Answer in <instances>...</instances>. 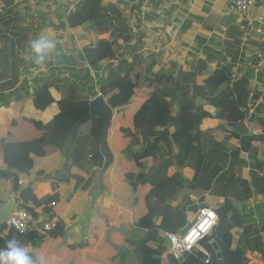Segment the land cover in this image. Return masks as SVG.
I'll return each instance as SVG.
<instances>
[{
	"label": "trees",
	"instance_id": "16d2710c",
	"mask_svg": "<svg viewBox=\"0 0 264 264\" xmlns=\"http://www.w3.org/2000/svg\"><path fill=\"white\" fill-rule=\"evenodd\" d=\"M65 18L64 26L70 29L90 24L99 35L109 36L82 48L80 59L87 68L80 70V75L72 74L73 77L56 80L62 94L57 102L60 117H53L47 124L22 119L32 124L40 137L4 144L1 147L2 159L17 158L16 171L28 174L34 164L31 154L37 158L45 157L71 145L69 129L89 113V103L98 93L111 109L121 112L138 95L140 85L147 83L146 87L151 88L152 92L147 94L145 102L134 113L131 128H119L130 140L124 153L137 169L136 173H127L125 180L134 190L138 185L147 186V213L135 224V228L142 231V236L136 242L131 238L126 239L134 246L119 251L118 264H124L127 258H133L136 264H219L217 252L223 264H248L247 253L257 254L264 264V212L254 218L253 213L243 215L234 205V202L246 203L254 193L264 199V146L260 158L256 156L258 150L252 146L254 142L264 145V101L257 103L264 97V80L259 76L263 81L261 88H251L253 70L236 76L232 63L227 62L212 44H205V39L201 37H198V45L204 59H194L188 72H175L173 69L153 73L154 65H150L143 75H133V69L126 68L124 61L113 66L115 48L120 42L131 45L137 29L122 19L116 7L104 6L101 0H81ZM138 47H129V54L136 52ZM4 60H7L6 56L0 60V78L10 75L14 80L9 85H3L2 88L6 89L15 85L18 68L16 64L8 67ZM212 61H217L216 67L205 75ZM251 63L256 64L255 56ZM121 66L125 69L123 75ZM90 71L94 73L93 85L78 87V80H88ZM49 88L48 83H43L34 91L36 109L42 110L52 102ZM201 100L215 110L213 116L203 110ZM250 101L251 106H248ZM210 117L218 120L216 134L222 135L221 142L206 141L207 136L199 131L202 120ZM243 123H247L251 130L246 136L227 129ZM252 123H256L259 133H253L255 129H251ZM102 125L103 116L96 112L80 126L71 147V166L80 167L81 162H86L88 154H91L90 167L98 163L102 157L99 152ZM170 129L173 131L169 135L163 131ZM231 139L238 144L228 148ZM90 141L96 144L90 150L92 153L87 149ZM243 155H248L249 162ZM146 158L148 164L155 168L149 178L144 162ZM174 166L190 168L193 177L186 180L177 172L168 176V170ZM244 168L249 169L248 180L241 175ZM9 179L17 182L15 175L0 171V180ZM202 194L219 199L215 209L218 223L201 241L208 258L197 253L185 255L181 260L175 259L165 253L163 235L188 227L187 214L196 212L199 207L193 205L192 198L202 203ZM20 196L23 202L19 205L34 218H37V213L29 207V203L40 207L55 203L58 199L56 195H48L38 200L32 194L31 187L23 189ZM175 202L177 204L172 206ZM208 205L203 204L205 207L212 206ZM235 229L240 231L236 243L232 235ZM4 230L8 231L0 238V250L5 254L19 247L37 249L45 239V235L32 231L19 234L5 225L2 232ZM63 232L64 226L58 222L47 235L56 238L62 236ZM152 245H156V248H151ZM87 246L83 242L72 244L69 248L76 250ZM33 257L27 255L26 262L33 261Z\"/></svg>",
	"mask_w": 264,
	"mask_h": 264
},
{
	"label": "crops",
	"instance_id": "0c3cea01",
	"mask_svg": "<svg viewBox=\"0 0 264 264\" xmlns=\"http://www.w3.org/2000/svg\"><path fill=\"white\" fill-rule=\"evenodd\" d=\"M80 1L0 0L4 7L0 17V60L6 56L7 60L3 63L7 61L8 67L16 64L18 68L17 81L13 87L2 88L3 85H9L14 81L12 76L6 75L0 78V171L15 175L17 179V182L11 179L0 180V200L4 202L14 197L16 204L19 205L23 202L20 192L26 187H31L32 194L38 200L48 195H56L58 199L54 206L50 204L34 207L32 203H29V207L37 213L38 221L54 217L64 226V234L60 237L51 238L44 233V242L37 249L30 246L19 247L10 254L0 250V264H111L116 252L113 251V257L107 253L109 244L106 241V230L120 227H125L126 232L128 228L135 230L137 221L147 213L145 203L147 186L138 185L133 191L125 180L127 173H136L135 164L131 169L129 166L118 167L119 154L124 153L130 145V140L119 128H131L134 113L152 92L151 88L146 87L147 83L140 85L138 95L124 110L118 112L112 109L113 117L106 134V143L112 160L106 168L103 157L95 166L90 167L91 154H88L85 163L79 164L80 167L71 166L70 154L73 144L71 141V145L68 144L49 156L37 158L31 154L30 158L34 160V164L28 174L16 171L17 158L2 159L1 157V147L4 144L40 137L35 127L22 119L47 124L53 117H60L57 102L62 94L56 80L73 77L72 74H79L80 70L86 69L87 66L80 59L82 48L93 44L94 38L100 40L109 36L108 34L96 35V29L90 24L74 29L64 26L66 15ZM101 1L104 6L116 7L124 20L128 14L132 16L134 13H141L149 21V30H141L139 27L136 29L131 45L123 42L118 44L115 48L116 60L113 66L124 61L126 68L133 69V75H143L150 65H154L153 73L173 69L175 72L178 70L188 72L194 59H204L201 46L198 45V37H201L205 39V44H212V47L221 52L227 62L232 63L236 76L239 77L243 72L253 70L251 88H261L263 85L262 79L254 75L255 65L251 61L257 51L264 49V21L261 22L263 25L256 22L260 17L264 19V1L250 9L247 21H241L239 15L228 13L227 5L230 0H178L175 4L169 0ZM221 26L224 28L221 29ZM257 28H260L262 33H257ZM66 36L70 38L67 43ZM70 40L73 43H70ZM75 42L79 48L74 50L77 51L76 58L66 49L67 44L73 46ZM134 45L139 47L136 52L129 54V47ZM254 50L256 51L253 52ZM250 52L253 53L248 65L244 60ZM216 63L217 61H212L209 64L205 75L215 69ZM120 72L122 75L125 73L122 66ZM92 78L94 73L90 71L88 80H78V87L88 88L93 85ZM43 83L50 85L48 91L52 102L42 110H38L34 106L33 93ZM260 101L263 102L264 97L257 103ZM199 102L203 104L205 112L211 116L214 115L215 110L212 107L204 105L203 100ZM251 103L250 101L248 106H251ZM115 113L124 116L123 122L116 121ZM243 124L251 133L247 123ZM217 125L218 120L214 118L202 120L199 131L207 136L206 141H222V135L216 134ZM251 129H255L253 133L260 132L256 123L251 124ZM163 131L169 135L173 129ZM216 136L222 139L218 140ZM237 144L236 140L231 139L228 142V148ZM252 146L258 150L256 156L260 158L264 145L254 142ZM93 147L94 143L90 142L88 151ZM243 157L249 162L248 155ZM144 162L147 164L146 171L149 178L155 172V168L148 164V158ZM152 168L154 171L149 175ZM176 172L186 180H190L194 174L190 168L177 166L171 167L167 174L171 176ZM248 172V168L241 171L242 177L246 180L249 179ZM19 180L22 181L21 185H18ZM201 197L202 203L197 198H192L194 206L209 204L212 205L210 208L216 209L217 205L212 200L213 197L209 194H202ZM260 200L264 204L263 197L254 193L246 203L234 202V205L243 215L253 213L255 218L259 213L264 212L260 209L261 206L257 205ZM93 203L96 206L95 210L102 215V218L98 215L88 218L93 212ZM176 204L177 202L172 206ZM25 211L29 213L26 209ZM194 213L187 214V223L189 216ZM235 231L238 230L232 231L234 243L239 237V234L235 237ZM6 234V230L1 233L2 237ZM96 234H98L97 238H95ZM119 234L121 233H111V242L114 236ZM139 234L141 235L142 231L139 230ZM83 242H86L88 246L76 250L69 248L72 244ZM27 255H33V261L26 262ZM247 255L259 257L255 253H247Z\"/></svg>",
	"mask_w": 264,
	"mask_h": 264
},
{
	"label": "built area",
	"instance_id": "2783aa9c",
	"mask_svg": "<svg viewBox=\"0 0 264 264\" xmlns=\"http://www.w3.org/2000/svg\"><path fill=\"white\" fill-rule=\"evenodd\" d=\"M178 0H169L171 3H176ZM264 0H230L228 4V12L237 13L242 15V20L247 21L246 18L250 9L256 4ZM4 7L0 3V16L3 14ZM264 19L258 18L256 21L259 25H263ZM261 23V24H260ZM257 33H262L260 28H257ZM256 65L254 68L255 75H260L264 79V49L255 53ZM22 182L19 181V184ZM51 206H54L52 203ZM218 223V217L215 210L210 207H200L189 221V225L185 230H181L176 233H165V242L167 252L170 253L175 259H183L187 254L196 255L202 253L208 258V254L204 247L201 245V241L205 236H208L214 227ZM57 221L51 219L48 222L42 223V219L38 221L37 218H33L23 208L15 206L9 219L6 222V226L9 229H13L20 234L29 230L38 234H43L56 227ZM156 247L154 246L153 249ZM206 261L205 263H207Z\"/></svg>",
	"mask_w": 264,
	"mask_h": 264
},
{
	"label": "rangeland",
	"instance_id": "374dc122",
	"mask_svg": "<svg viewBox=\"0 0 264 264\" xmlns=\"http://www.w3.org/2000/svg\"><path fill=\"white\" fill-rule=\"evenodd\" d=\"M250 12V11H249ZM249 12H248V14H249ZM234 14H236V15H239V17H240V19H241V21H243L242 20V15L241 14H237V13H233L232 15H234ZM247 14V15H248ZM247 15H245V16H247ZM1 17V16H0ZM125 20H126V22L127 23H129V25H131V26H133V27H136V28H138L139 27V29H141V30H143V29H147V30H149L148 28H149V25H148V20H147V18H146V16H144V15H142L141 13H134V15H132V16H130V14H128V15H126V18H125ZM135 25H137V26H135ZM221 29H223L224 27L223 26H221L220 27ZM136 31V30H135ZM96 35H98V36H102V35H99L98 34V31L96 30V33H95ZM69 39L70 38H68V36H66V43L69 41ZM94 40H95V42H97L98 40L96 39V38H94ZM94 42V43H95ZM70 43H73V41L72 40H70ZM75 45H73V46H69V44H67V46H66V49H67V51L69 52V53H71L72 52V54H73V56H74V58H76V56H77V54H75V52H77V51H74V50H79V48H78V44H77V42H75L74 43ZM79 45H80V43H79ZM81 46V45H80ZM256 50H254L253 52H255ZM253 52H250V54H247V57H246V60H244L245 62H247L248 63V65H249V62H250V57L252 56V53ZM244 71V70H243ZM64 78H66V77H64ZM118 111V110H117ZM124 116H120L118 113H115V119H116V121L117 122H123V118ZM126 124H129V123H126ZM216 139H218V140H221L222 138L221 137H218V136H216ZM90 142H92V143H94V146L96 145L95 144V142H93V141H90ZM89 142V143H90ZM89 145V144H88ZM127 149V148H126ZM125 149V150H126ZM126 166H129L130 167V169L131 168H133L134 167V162H132V161H129L128 159H127V157H126V155H125V153H120L119 154V156H118V167H121V168H125ZM126 169H128V168H126ZM244 173H246V171H244ZM133 191H135L134 189H132ZM212 200L216 203V204H218V202H219V199H217V198H212ZM95 203V202H94ZM94 203H93V209H92V213L88 216V218L89 217H91V216H93V217H95V216H100L101 218H102V215L100 214V213H98V211L97 210H95V208H96V206L94 205ZM254 203H256V201L254 202ZM54 204V203H53ZM258 206H261V210L263 209L264 210V204H263V201L262 200H260L259 202H258V204H257ZM256 205V206H257ZM209 206V205H208ZM192 217H193V215H191V216H189V221H191V219H192ZM101 218H98V219H101ZM189 221H188V223H189ZM125 228V227H124ZM121 234H119V236H114V240L112 241V246H110V245H108L107 246V253L110 255V256H112L113 257V251L114 252H116V256H115V258L112 260V262H111V264H118L119 263V261L118 260H116V258H118V253H119V251L121 250V249H128V248H130V249H132V247L134 246L133 244H130L128 241H126L125 239H128V238H131V239H133V240H135V242L138 240V239H140V237L142 236V234L140 235L139 234V230L138 229H130V228H128V231L126 232V229H125V232H123V231H121L120 232ZM126 233V234H125ZM124 234V235H123ZM139 234V235H138ZM238 234H239V230L238 231H235L234 232V235H235V237L236 236H238ZM98 234H96L95 235V238H97L98 236H97ZM125 240V242H124V244H122L123 243V241ZM93 242H95V239L93 238ZM122 244V246L121 247H119L120 245ZM166 246H168V244L166 243ZM118 248V249H117ZM131 254V253H130ZM247 257H248V259H249V263L248 264H262V261L259 259V257H257V256H254V255H247ZM133 259V258H132ZM133 261H134V259H133ZM132 260H130L129 258H127V259H125V263L124 264H136L135 263V261L133 262Z\"/></svg>",
	"mask_w": 264,
	"mask_h": 264
},
{
	"label": "water",
	"instance_id": "95a60500",
	"mask_svg": "<svg viewBox=\"0 0 264 264\" xmlns=\"http://www.w3.org/2000/svg\"><path fill=\"white\" fill-rule=\"evenodd\" d=\"M96 112L100 113L103 116L102 133H101V137L99 141V152L101 153L104 159L105 168H106V166L109 165V163L112 160V156L108 150L107 143H106V134H107L108 128L110 127L113 113H112V109L107 105V103L104 101V99L100 95H98L97 97H95L93 100L90 101L89 113L69 129L70 141L71 143H74L75 137L77 135V132L80 126H82L87 121H89L95 115ZM227 129L229 131L238 133L241 136H246L249 133L248 129L245 127L244 124L236 125L233 127H227ZM153 171L154 169L152 168L151 171L149 172V175H151ZM14 202H15V199L11 198L8 201L0 203V238H2V235H1L2 227L9 219V216L14 207ZM121 231L125 232V228L120 227L119 229H114V228L107 229L105 232L107 243L112 246V242L110 240L111 233L121 232ZM216 256L219 261V264H223L221 260V255L219 252L216 253Z\"/></svg>",
	"mask_w": 264,
	"mask_h": 264
},
{
	"label": "clouds",
	"instance_id": "9594fccd",
	"mask_svg": "<svg viewBox=\"0 0 264 264\" xmlns=\"http://www.w3.org/2000/svg\"><path fill=\"white\" fill-rule=\"evenodd\" d=\"M227 11H228V5H227ZM228 13H230V12H228ZM255 65H256V64H255ZM254 75H255V74H254ZM257 76H260V75H257ZM260 77H261V76H260ZM261 78H262V77H261ZM263 80H264V79H263ZM99 95H100V94H99ZM97 96H98V94H97ZM97 96H96V97H97ZM100 96H101V95H100ZM93 99H94V98H93ZM93 99H92V100H93ZM89 158H91V156H89ZM19 181H20V180H19ZM19 181H18V185H21L22 183L19 184ZM21 182H22V181H21ZM12 198H14V197H12ZM14 199H15V198H14ZM4 202H5V201H4ZM0 203H3V201L1 202V200H0ZM54 204H55V203H54ZM15 206L22 208L21 206H19L18 204H16V199H15V202H14V207H15ZM14 207H13V209H14ZM200 207H202V206H200ZM200 207H199V208H200ZM204 207H205V206H204ZM199 208H198V209H199ZM198 209H197V210H198ZM24 210H25V209H24ZM12 211H13V210H12ZM11 213H12V212H11ZM215 213H216V212H215ZM28 214H29V213H28ZM10 215H11V214H10ZM31 216H32V215H31ZM9 217H10V216H9ZM32 217H33V216H32ZM33 218H34V217H33ZM51 219H55V218H54V217H50V218H48V219H42V223H44V222H48V221H50ZM55 220H56V219H55ZM56 221H57V220H56ZM57 223H58V221H57ZM4 225L6 226V223H5ZM56 225H57V224H56ZM188 225H189V224H188ZM6 227H7V226H6ZM55 228H56V227H55ZM55 228H54V229H55ZM7 229H9V228L7 227ZM54 229H52V230H54ZM9 230H10V229H9ZM12 230H13V229H12ZM52 230H50V231H52ZM6 231H8V230H6ZM13 231H14V230H13ZM29 231H31V230H29ZM29 231H27V232H29ZM50 231H48V232H50ZM32 232H34V231H32ZM48 232H45V233H48ZM17 233H18V232H17ZM25 233H26V232H25ZM35 233H36V232H35ZM19 234H20V233H19ZM22 234H24V233H22ZM37 234H38V233H37ZM39 235H42V234H39ZM43 235H44V233H43ZM163 236H164V235H163ZM205 237H206V236H205ZM205 237H204V238H205ZM204 238H203V239H204ZM164 239H165V237H164ZM203 239H202V240H203ZM154 246L156 247V245H152L151 248H153ZM163 247H164V249H165V253L170 254V253L167 252L166 242L164 243V246H163ZM187 255H188V254H187ZM183 258H184V257H183ZM179 260H180V259H179Z\"/></svg>",
	"mask_w": 264,
	"mask_h": 264
}]
</instances>
